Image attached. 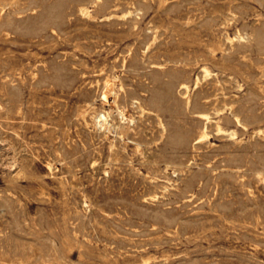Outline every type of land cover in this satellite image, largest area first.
I'll return each instance as SVG.
<instances>
[{
	"label": "rangeland",
	"instance_id": "obj_1",
	"mask_svg": "<svg viewBox=\"0 0 264 264\" xmlns=\"http://www.w3.org/2000/svg\"><path fill=\"white\" fill-rule=\"evenodd\" d=\"M257 31L264 0H0V264H264Z\"/></svg>",
	"mask_w": 264,
	"mask_h": 264
},
{
	"label": "bare ground",
	"instance_id": "obj_2",
	"mask_svg": "<svg viewBox=\"0 0 264 264\" xmlns=\"http://www.w3.org/2000/svg\"><path fill=\"white\" fill-rule=\"evenodd\" d=\"M80 10L81 11H83L84 13H87L88 12V10H86V8L84 9V8H80ZM220 15V14H219ZM255 28V27H254ZM253 28V29H254ZM257 28V27H256ZM259 28V27H258ZM252 29V30H253ZM238 30H240V29H238ZM251 30V31H252ZM260 30V29H259ZM262 30V29H261ZM250 31V30H249ZM253 31H256L255 29L253 30ZM242 34V33H241ZM249 34V33H248ZM247 34V35H248ZM251 34V33H250ZM259 35V39H264V32H262V31H257V33L255 32V35ZM251 36V35H250ZM249 36V37H250ZM239 37H243L242 35H240ZM254 38V37H253ZM257 38V37H256ZM256 38H254V39H256ZM257 40V39H256ZM259 41V40H258ZM259 42H261L262 43V41H259ZM262 48H264V47H262ZM259 49V48H258ZM203 71H204V77H206L207 76V73H208V69H207V67H203ZM177 78V83H178V85L181 87V88H184L185 89V91H188V89H189V84H188V81L190 80V78H189V76H187L186 74L185 75H183L182 74V76L181 75H179V76H177L176 77ZM107 79V78H106ZM198 82H199V78L198 77H196L195 78V84H198ZM194 84V85H195ZM100 90V89H99ZM113 92V82L110 80V79H107V80H105L104 81V83L102 84V87H101V90H100V94H101V96H102V98L105 100V99H107V97H108V95L110 94V93H112ZM220 92V91H219ZM215 101V100H214ZM214 101H213V103H214ZM186 104L190 107V105H192L193 107H194V104H192V102H191V100H190V96L187 94V96H186ZM205 104V103H204ZM214 105V104H213ZM121 106V105H120ZM196 107V106H195ZM204 107V106H203ZM122 108V107H121ZM229 108H231V107H229ZM232 109V108H231ZM196 111V113H197V115L199 116V118H198V125L196 126V128L195 127H193V128H195L196 130L194 131V133H193V129L191 130L192 131V133H193V135L191 134V132H190V136L188 137V139H190V140H195L194 141V143H199V142H201L202 143V141L203 140H205L207 137H208V132H207V130H208V126H207V122H208V120H209V115L207 114V112H205L204 110H202L201 109V107L199 108L198 107V109L197 110H195ZM118 112V111H117ZM220 116V115H219ZM203 120H206L205 122H203ZM235 120H236V122L237 123H240L241 122V120H240V118L238 117V116H236L235 115ZM219 121V120H218ZM161 122V121H160ZM220 122V121H219ZM219 122H216V129H218L217 131H222L223 130V126L219 123ZM190 131V130H189ZM188 131V132H189ZM234 131H236V130H234ZM259 131H262V130H258L257 132H259ZM233 132V131H232ZM187 132H179V136L180 137H185L187 134H186ZM261 133V132H260ZM236 134V133H235ZM259 134V133H258ZM231 136H233V135H231ZM258 175H261L260 176V179H262V178H264V169H262L261 171H258Z\"/></svg>",
	"mask_w": 264,
	"mask_h": 264
}]
</instances>
